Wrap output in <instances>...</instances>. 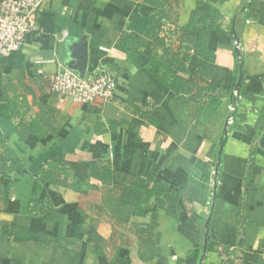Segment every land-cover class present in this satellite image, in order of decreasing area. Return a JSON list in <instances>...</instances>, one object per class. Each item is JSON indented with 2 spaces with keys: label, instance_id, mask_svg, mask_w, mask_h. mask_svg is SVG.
<instances>
[{
  "label": "crops",
  "instance_id": "crops-1",
  "mask_svg": "<svg viewBox=\"0 0 264 264\" xmlns=\"http://www.w3.org/2000/svg\"><path fill=\"white\" fill-rule=\"evenodd\" d=\"M83 59L111 99L49 90ZM0 138V264H264V0H45L0 56ZM56 156L68 186L36 178Z\"/></svg>",
  "mask_w": 264,
  "mask_h": 264
},
{
  "label": "built area",
  "instance_id": "built-area-1",
  "mask_svg": "<svg viewBox=\"0 0 264 264\" xmlns=\"http://www.w3.org/2000/svg\"><path fill=\"white\" fill-rule=\"evenodd\" d=\"M44 1L0 0V56L18 51L26 36L37 30V18ZM49 90L75 104L106 101L114 94L115 80L102 66L84 75L70 69H59L51 76ZM233 96L238 97L236 90ZM230 110H233L232 105ZM227 121L232 122L231 118Z\"/></svg>",
  "mask_w": 264,
  "mask_h": 264
},
{
  "label": "trees",
  "instance_id": "trees-1",
  "mask_svg": "<svg viewBox=\"0 0 264 264\" xmlns=\"http://www.w3.org/2000/svg\"><path fill=\"white\" fill-rule=\"evenodd\" d=\"M80 137L79 130H73L69 134H67L64 138L63 148L65 151L70 152L73 151ZM1 139V138H0ZM8 152V149H7ZM9 158V159H8ZM2 163V164H1ZM0 163L1 173L6 175L7 172L13 169L15 166L20 165V161L18 159H13L11 157H7L3 162ZM84 166L83 164H81ZM77 169V166L74 164H68L63 160L62 156L53 157L47 161H45L36 173V178L39 182L55 184V185H63L68 186L70 178L71 170ZM101 175L100 181L107 182L112 181V183L116 186L120 185L122 181L126 180L125 176L113 171L108 164L101 166ZM127 185L126 188L129 190H135L137 193H142L145 191V186L143 183L138 181L134 183L125 182ZM130 184V185H129ZM161 191H163L161 189ZM167 189L164 188V192L166 193ZM159 191L156 189H151L149 194L157 195Z\"/></svg>",
  "mask_w": 264,
  "mask_h": 264
},
{
  "label": "water",
  "instance_id": "water-1",
  "mask_svg": "<svg viewBox=\"0 0 264 264\" xmlns=\"http://www.w3.org/2000/svg\"><path fill=\"white\" fill-rule=\"evenodd\" d=\"M85 60L83 59L82 60V63L79 65V66H76L75 68L76 69H74V67L72 66V65H70L69 67H67V68H71V69H74V70H76L80 75H83L84 74V67H85Z\"/></svg>",
  "mask_w": 264,
  "mask_h": 264
}]
</instances>
